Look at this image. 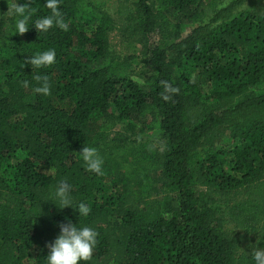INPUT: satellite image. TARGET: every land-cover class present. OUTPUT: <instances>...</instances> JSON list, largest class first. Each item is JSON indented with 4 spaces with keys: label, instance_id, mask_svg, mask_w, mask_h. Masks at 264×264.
Instances as JSON below:
<instances>
[{
    "label": "trees",
    "instance_id": "trees-1",
    "mask_svg": "<svg viewBox=\"0 0 264 264\" xmlns=\"http://www.w3.org/2000/svg\"><path fill=\"white\" fill-rule=\"evenodd\" d=\"M219 1L60 0L66 31L17 34L13 4L0 0V264H45L68 221L98 233L87 264H254L264 247V0L242 11L247 0ZM29 6L30 25L50 15L44 0ZM126 44L149 76L131 68L137 56L112 55ZM49 48L56 63L31 68ZM36 74L49 95L34 91ZM161 81L179 88L168 101ZM83 146L98 150L102 175L84 166ZM62 179L87 217L42 200Z\"/></svg>",
    "mask_w": 264,
    "mask_h": 264
},
{
    "label": "clouds",
    "instance_id": "clouds-1",
    "mask_svg": "<svg viewBox=\"0 0 264 264\" xmlns=\"http://www.w3.org/2000/svg\"><path fill=\"white\" fill-rule=\"evenodd\" d=\"M32 0H26L23 4H18L14 0L11 15L14 20V33L23 34L30 27H34L39 32H47L54 25L62 30L68 29V24L64 22L61 9L59 7L60 0H44V6L50 10V15H45L35 20L31 25L29 20L31 17ZM8 11V9H7ZM27 63L31 68L41 69L49 67L56 63V51L54 48L38 52L28 58ZM33 79L37 81L34 91L37 94L47 96L50 94L51 85L47 75L36 74ZM27 81L23 84L27 86ZM164 93L162 99L168 101L171 94L178 93L179 88L168 81H161ZM80 154L84 166L91 172L103 174V158L98 150L92 146H83ZM42 200L52 201L57 208L71 207L78 211V216L87 217L90 208L84 202L74 205V199L71 195V185L64 179L60 180L48 198ZM98 233L90 226L73 224L71 221L61 223L59 225V233L55 239L47 245L48 253L45 257V264H87L91 261L93 251L98 243ZM254 264H264V247H256L252 253Z\"/></svg>",
    "mask_w": 264,
    "mask_h": 264
},
{
    "label": "rangeland",
    "instance_id": "rangeland-1",
    "mask_svg": "<svg viewBox=\"0 0 264 264\" xmlns=\"http://www.w3.org/2000/svg\"><path fill=\"white\" fill-rule=\"evenodd\" d=\"M2 1V0H1ZM4 2H8V4H13L14 0H3ZM233 0H220L218 2V5L220 7H224L228 4H230ZM255 1H259V0H247L238 10L242 11L244 9L249 8L253 2ZM237 10V11H238ZM105 11L108 12L109 14H111L114 11V4L112 2L106 3V7H105ZM208 19H203L202 23H198L195 24L193 26H189L187 28H185V30L183 31V34H187L193 27L199 25V24H205L207 23ZM112 55H116V56H137L134 61L130 64L131 68H134L137 74H142V76H149L150 71L147 73H145V69H143V65L140 62V56H139V50L137 47L132 46L130 44H126L124 45V47H122L121 49H118L117 47L112 49ZM121 59V58H120ZM113 131H118L121 127V124L119 122L110 125ZM225 150V156L222 157L223 159V164L224 166H228L229 161H230V154L228 153L227 149ZM229 228H232L233 230H235L232 225H230ZM237 231V230H236Z\"/></svg>",
    "mask_w": 264,
    "mask_h": 264
}]
</instances>
